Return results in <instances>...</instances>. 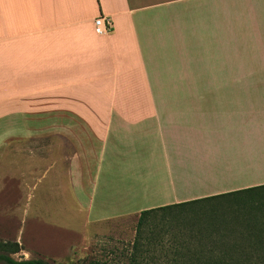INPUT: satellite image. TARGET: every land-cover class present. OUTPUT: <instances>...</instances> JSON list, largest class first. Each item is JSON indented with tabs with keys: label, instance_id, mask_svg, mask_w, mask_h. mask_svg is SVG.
I'll list each match as a JSON object with an SVG mask.
<instances>
[{
	"label": "crops",
	"instance_id": "0c3cea01",
	"mask_svg": "<svg viewBox=\"0 0 264 264\" xmlns=\"http://www.w3.org/2000/svg\"><path fill=\"white\" fill-rule=\"evenodd\" d=\"M237 5L264 0H0V193L49 185L99 225L264 185V81H238L226 46Z\"/></svg>",
	"mask_w": 264,
	"mask_h": 264
},
{
	"label": "rangeland",
	"instance_id": "374dc122",
	"mask_svg": "<svg viewBox=\"0 0 264 264\" xmlns=\"http://www.w3.org/2000/svg\"><path fill=\"white\" fill-rule=\"evenodd\" d=\"M230 6L232 7L228 9V13L235 5ZM237 6L234 10L236 13L228 21H231L230 19L237 20L238 26H233L231 30L230 23H227L226 36V41L231 37L237 41L226 43V46L228 50L237 52L240 56L237 64L245 69L244 72L237 75L238 81H264V5L252 8L251 12L245 9L242 12L240 5ZM249 16L256 24L250 23ZM241 18H243L242 34L239 27ZM235 27H238V31L234 30ZM230 47L233 48L230 49ZM247 68L253 69V71L248 70L251 72L247 73ZM257 174L259 183H264V169L257 171ZM49 187V185H40L36 191L30 194L10 191L11 188L8 187V193H0V242H16L21 246L22 250L19 253L11 255L15 260L41 259L49 264H76L78 260L91 257L108 261L118 260L122 264H127L131 245L136 237L138 215L103 222L99 225H85L87 220L85 214L76 216L68 211L61 199L55 196ZM255 197L264 199V188L224 199L245 200ZM209 205H204V209L200 206L186 207L183 209L182 216L188 220L192 218L187 217H194V221H200L197 223H201V226H205L207 223L213 226H229L231 224L224 221L222 216L220 218V215L209 212ZM10 209L15 213L12 218L8 212ZM160 216L161 213H158L156 220H159ZM163 219H170L171 222L164 220L163 223H157L155 220L153 224L156 223V225L147 226L148 228H145L143 234L149 236L146 233L149 229L158 233L161 231L160 229L164 228L169 231L165 238L167 242V238H171L180 230L187 229L186 226L175 223L177 221L173 222L171 220L173 218L169 216H165ZM177 220H181V218ZM159 248L161 247L151 246L152 251L149 253L151 255L155 250L152 254L155 261L158 264H163L169 258L157 252Z\"/></svg>",
	"mask_w": 264,
	"mask_h": 264
},
{
	"label": "trees",
	"instance_id": "16d2710c",
	"mask_svg": "<svg viewBox=\"0 0 264 264\" xmlns=\"http://www.w3.org/2000/svg\"><path fill=\"white\" fill-rule=\"evenodd\" d=\"M263 188L264 185H261L141 211L127 264H158L152 255L155 250L152 256L149 253L152 251L151 246H160L157 252L169 258L163 264H264V199L256 197L245 200L224 199L244 192L263 190ZM206 204H210L209 212L220 215V218L223 217L224 221L231 224L213 226L207 223L201 226V223H197L200 221H194V217H187L192 218L188 220L182 216L184 208L190 206L203 208ZM158 213H161V216L159 220H156ZM165 216L173 218L171 219L173 222L177 221L175 223H180L187 229L180 230L171 238H167V242L165 238L169 231L164 228L158 233L149 229L146 232L149 236L143 234L147 226L156 225V223L153 224L155 220L157 223H163L164 220L170 221V219H163ZM180 218L181 220H177ZM216 233L217 236H215ZM21 250V246L16 242H0V264H49L41 259L15 260L11 255ZM76 264L122 263L118 260L108 261L85 257L78 260Z\"/></svg>",
	"mask_w": 264,
	"mask_h": 264
},
{
	"label": "built area",
	"instance_id": "2783aa9c",
	"mask_svg": "<svg viewBox=\"0 0 264 264\" xmlns=\"http://www.w3.org/2000/svg\"><path fill=\"white\" fill-rule=\"evenodd\" d=\"M93 24L96 33L99 35L108 34L113 28L111 19L103 15H100L94 19Z\"/></svg>",
	"mask_w": 264,
	"mask_h": 264
}]
</instances>
